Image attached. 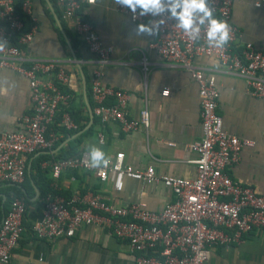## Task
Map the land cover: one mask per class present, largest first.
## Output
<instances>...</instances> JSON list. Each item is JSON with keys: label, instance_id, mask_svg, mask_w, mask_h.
Here are the masks:
<instances>
[{"label": "built area", "instance_id": "built-area-1", "mask_svg": "<svg viewBox=\"0 0 264 264\" xmlns=\"http://www.w3.org/2000/svg\"><path fill=\"white\" fill-rule=\"evenodd\" d=\"M87 1L90 0H55L62 19L71 25L88 51L104 63L109 60L112 50L102 42L94 25L81 14ZM209 3L213 15L229 24L231 39L228 44L210 46L205 38L206 25L201 26L193 41L175 26V20L161 24L150 42L159 58L188 70L197 82L202 135L190 144L196 153L192 160L195 176L158 175L151 165L142 170L135 169L125 163L123 152H116L108 158L106 168L94 169L101 181H111L115 191L123 189L126 178L144 184L161 183L173 192L174 200L160 210H154L142 201L117 205L100 194L83 198L75 193L67 199L49 192L42 197L41 216L30 226L34 235L47 240L70 238L82 226L91 225L126 241L134 253L133 264H210L211 251L217 246L237 243L252 231L264 230V195L229 174L239 162L242 150L252 146L254 141L239 138L223 127L217 111L219 90L216 80L194 64L200 56L216 59L243 77L250 93L264 101V51L250 41L241 40V31L232 21L231 0H209ZM168 4L169 0H162L164 10L153 19L170 17ZM20 5L24 13H32L30 0H20ZM115 7L136 23L148 20H134L126 8L116 3ZM22 27L15 0H0V66L14 69L27 79L34 105L31 114L19 118L20 129L0 132V184L22 183L29 157L55 145L58 134L52 126L56 123L59 104L67 99L61 85L67 83L69 75L63 66L41 59L33 60L29 66L24 64L26 53L21 45L29 43L33 33H23L15 40ZM50 75L54 78H45ZM90 86L95 104L93 113L100 121H117L124 131L148 126L146 108L140 111L138 119L127 118L129 96L106 84L99 68L93 71ZM59 124L66 129L77 128L67 114ZM98 138L103 142L101 133ZM86 163L87 152H82L48 164L52 176L57 178L65 169H91ZM25 214V201L12 199L0 221V264L11 261L25 229Z\"/></svg>", "mask_w": 264, "mask_h": 264}, {"label": "crops", "instance_id": "crops-1", "mask_svg": "<svg viewBox=\"0 0 264 264\" xmlns=\"http://www.w3.org/2000/svg\"><path fill=\"white\" fill-rule=\"evenodd\" d=\"M231 1L232 21L241 31V40L250 41L264 51V0ZM30 2L32 13L28 15L33 25L28 32L33 33V39L21 45L26 53L24 64L29 66L37 59L52 61L63 66L69 75L67 83L61 87L65 86L71 94L63 92L67 99L59 104L58 119L52 126L58 134L55 144L60 142L56 148L52 149L54 145L49 149L52 158L59 160L56 157L60 149L67 150L69 140L81 135L82 132L75 135L76 132L61 142L64 133L60 129L66 128L59 123L66 114L73 121L65 110L70 97L74 109L82 117L89 116L87 102L93 111L95 104L90 85L93 71L99 68L106 84L129 96L127 118L138 119L140 111L146 108L149 123L147 127L124 131L119 122H102L93 113V119L95 115L97 120L90 122L89 117L85 125H88L85 129L88 132L77 145L80 154L95 145L107 158L123 152L125 163L135 169L142 170L151 165L158 175L194 177L196 167L192 160L196 153L190 144L201 137L202 131L198 85L191 73L159 58L150 47L152 36H136L134 29L139 23L119 12L114 0H90L81 9V14L94 25L102 42L111 47L109 60L104 63L88 51L69 23L59 19L56 11L54 15L46 0ZM258 2L261 4L257 5ZM194 64L216 80L219 90L217 111L223 127L239 138L254 141L252 146L242 150L239 162L229 174L264 195V101L250 93L243 77L216 59L200 56ZM45 78L52 79L54 75ZM163 90L168 93L163 94ZM33 106L27 79L14 69L0 66V132L20 129L19 118L31 114ZM100 133L104 136L103 142L99 141ZM32 159L30 156L28 164L31 165ZM55 160L41 164L49 168L45 175L49 192L67 199L75 193L83 198L100 194L117 205L142 201L149 208L160 210L175 198L161 183L144 184L130 178L124 180L121 191H115L111 181H101L94 169H65L55 178L48 164ZM32 174L35 175V170ZM35 183L36 186L32 181L28 194L17 197L11 184H0V199L14 196L26 203L25 229L8 264H133L134 253L126 241L91 225L82 226L70 238L47 240L34 235L30 226L42 214L43 197L40 195L41 184L37 180ZM210 264H264V230L252 231L237 243L217 246L211 251Z\"/></svg>", "mask_w": 264, "mask_h": 264}, {"label": "clouds", "instance_id": "clouds-1", "mask_svg": "<svg viewBox=\"0 0 264 264\" xmlns=\"http://www.w3.org/2000/svg\"><path fill=\"white\" fill-rule=\"evenodd\" d=\"M121 8H126L134 20L148 18L147 23L136 25L134 32L139 37H151L158 33L160 25L175 20V26L185 33L189 39L195 40L206 25L205 38L210 46L223 47L231 39L229 24L213 15L209 0H169L168 10L171 15L166 20H155L153 17L164 10L162 0H114ZM109 160L105 152L95 145L87 151V163L91 169L108 166Z\"/></svg>", "mask_w": 264, "mask_h": 264}, {"label": "trees", "instance_id": "trees-1", "mask_svg": "<svg viewBox=\"0 0 264 264\" xmlns=\"http://www.w3.org/2000/svg\"><path fill=\"white\" fill-rule=\"evenodd\" d=\"M50 1L53 3V7L55 8V11L57 13L58 18L62 20L61 11L58 9V6L56 5L55 0H50ZM15 6H16L17 12L20 14L21 19L23 21V27H22L21 31L18 34H16V36L14 38L15 40H17L20 35L28 32L31 29L33 22H32L31 17L22 11L21 5H20V0H15ZM61 89L64 93L71 94L65 88V86L61 87ZM89 101H91V99ZM67 102L68 103L65 105V110L70 113L73 121L78 125V128L75 130H67L64 128L60 129V131L64 133V138L61 140V142L68 137H72V135H74L79 130H82V128L89 121L88 114H86L85 117H82L81 115L78 114V111L76 109H74V102H73L72 97H70ZM56 119H58V118H56ZM81 119H84L83 123L81 122ZM96 120H97V117L94 115L93 121H96ZM57 130L59 131V129H57ZM87 132H88V130H85L81 133V135L71 138L68 142V149L64 150L61 148L60 153L56 158H58V159L68 158V157H75V156L79 155L80 152L77 149V145L81 142L82 137L85 136L87 134ZM59 143H56L52 149L56 148ZM49 151L50 150H41V151H38L37 153L31 155V157H33V159L31 161V165H30V174H28V172L26 171L25 178H24L22 183H9L12 185L10 188H12L16 192L15 193L16 197L22 196L24 194H28L29 188L32 189V186H33L32 181L34 182V184L36 186L35 180H37L39 185L41 184L40 185V195L41 196L46 195L51 190L48 186L49 182L45 178L46 173L49 172V168L42 167V165H41L43 162H46L49 160H55V158H52V154H50ZM32 170H35V175L32 174ZM14 198L15 197L13 196L11 198L6 197L5 200L0 199V221H1L3 214L8 209L10 201Z\"/></svg>", "mask_w": 264, "mask_h": 264}, {"label": "water", "instance_id": "water-1", "mask_svg": "<svg viewBox=\"0 0 264 264\" xmlns=\"http://www.w3.org/2000/svg\"><path fill=\"white\" fill-rule=\"evenodd\" d=\"M46 2L50 5L51 10H52V12L54 13V15H56V14H55V10H54L53 7L51 6L50 1H49V0H46ZM55 17H56V16H55ZM56 21H57L59 27L61 28V25H60V21H59V19L56 18ZM61 29H62V28H61ZM73 56L75 57L74 54H73ZM87 107H88L89 117H90V122H91L92 119H93V111H92V107L90 106V104H89L88 102H87ZM87 127H88V125L85 126L82 130L78 131L75 135L80 134V133L83 132ZM29 165H30V164H28V167H27V171H28V173H29Z\"/></svg>", "mask_w": 264, "mask_h": 264}]
</instances>
